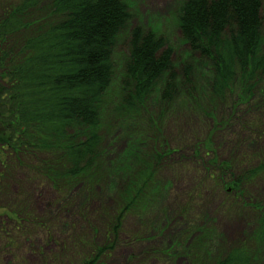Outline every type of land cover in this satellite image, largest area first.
<instances>
[{
	"label": "trees",
	"instance_id": "16d2710c",
	"mask_svg": "<svg viewBox=\"0 0 264 264\" xmlns=\"http://www.w3.org/2000/svg\"><path fill=\"white\" fill-rule=\"evenodd\" d=\"M261 11L262 0H186L179 7L175 25L189 48L188 65L181 67L186 86L180 99H197L191 77L200 64L207 68L202 93L215 107L233 106L237 95L247 107L264 103ZM129 19L126 0L0 2V162L4 164L8 152L16 165L23 159L37 160L33 172L58 191L79 184L94 190L102 181L104 191V185L109 191L116 188L113 211H102L104 234L89 243L77 264H97L113 249L125 219L139 213L147 196L157 190L161 152L169 150L157 143L147 160L137 153L136 168L122 170L119 180L105 184L101 125L114 76L113 50ZM171 57L163 35L139 27L131 30L121 97L113 110L117 120L147 116L155 97L160 105L157 117L168 112L182 89ZM152 120L150 116L148 123ZM256 125L249 129L262 136ZM206 142L209 152L213 146ZM194 152L197 163L202 158L199 150ZM212 153L213 158L205 155L212 168H206L209 177L216 189L228 191L243 209L253 211L255 228L248 239L210 264H254V254L261 256L264 249V191L256 188H262L264 180V149L247 160L233 153L234 161L219 163L216 151ZM189 206L182 211L194 212Z\"/></svg>",
	"mask_w": 264,
	"mask_h": 264
},
{
	"label": "rangeland",
	"instance_id": "374dc122",
	"mask_svg": "<svg viewBox=\"0 0 264 264\" xmlns=\"http://www.w3.org/2000/svg\"><path fill=\"white\" fill-rule=\"evenodd\" d=\"M185 1L126 0L130 19L113 50L114 76L101 125L105 184L112 183L113 178L119 180L122 170L136 168L137 153L147 160L157 143L169 150L161 152L154 198L150 201L149 194L140 212L125 219L113 249L97 264H210L248 239L255 228L253 211L243 209L228 191L216 189L214 179L207 173L206 168L211 166L205 155L213 158L215 150L218 163L234 161L230 159L233 153L241 155L242 161L258 155L255 153L264 149V103L258 101L247 107L237 95L233 106L215 107L202 93L206 86L203 71L205 74L207 68L200 64L197 70L193 68L191 77L197 99H180L186 86L182 83V68L189 60V48L175 25L174 14ZM261 15L264 19V0ZM137 27L167 39L182 89L160 119L155 97L147 116L117 120L113 110L121 97L127 42L131 30ZM150 116L153 120L149 124ZM254 125L262 136L249 129ZM207 139L213 146L209 152ZM198 150L202 160L198 158L196 163L193 157ZM3 163L0 162V264H77L89 243L104 234L102 211H113L116 188L110 192L104 185V191L102 181L94 190L79 184L71 190L58 191L33 172L37 160L23 159V164L16 165L14 155L8 152ZM261 185L262 188L256 186L260 192L264 191V180ZM188 205L194 207V212L182 211ZM249 245L258 249L255 241L253 245L249 241ZM254 264H264L263 248L261 256L254 254Z\"/></svg>",
	"mask_w": 264,
	"mask_h": 264
}]
</instances>
